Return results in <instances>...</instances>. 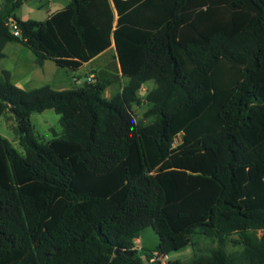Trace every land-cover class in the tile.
<instances>
[{
    "label": "trees",
    "instance_id": "trees-1",
    "mask_svg": "<svg viewBox=\"0 0 264 264\" xmlns=\"http://www.w3.org/2000/svg\"><path fill=\"white\" fill-rule=\"evenodd\" d=\"M20 2L0 0V58L19 42L76 69L112 43L127 81L107 99L99 80L21 89L0 72L22 150L0 135V264H144L195 233L216 244L149 264H264V0H68L43 20ZM45 109L60 131L43 142L29 115Z\"/></svg>",
    "mask_w": 264,
    "mask_h": 264
},
{
    "label": "rangeland",
    "instance_id": "rangeland-1",
    "mask_svg": "<svg viewBox=\"0 0 264 264\" xmlns=\"http://www.w3.org/2000/svg\"><path fill=\"white\" fill-rule=\"evenodd\" d=\"M67 0H21L20 5L14 11L16 17L20 19H36L43 20L45 17L56 10L58 7L65 3ZM9 59L6 63L7 66L11 65ZM54 66V65H53ZM58 71L57 78H64L66 73H72L60 67H55ZM95 69L99 75L102 84L105 86V81H108L109 88L115 89L117 86V60L115 58V51L113 46L109 47L101 55L96 57L91 63L85 65L81 71L88 69ZM74 73V72H73ZM82 77V75L80 76ZM143 89L140 90L139 97L140 102L132 105V111L135 119L142 118V113L146 109L147 104L143 98V93L147 86L150 88L154 84L151 80L145 81ZM71 86L74 87L73 84ZM107 86V85H106ZM104 97L102 92L101 94ZM30 123L33 127V136L38 141H46L52 136V131L59 132V116L52 109H45L41 112H32L29 115ZM147 121V120H143ZM0 135L5 137L18 151H22L18 143V133L16 121L10 111H5L0 115ZM178 137H176L177 139ZM178 140V139H177ZM260 234V232H258ZM138 241H134V247L137 250L136 255L142 257L144 250H152L158 244V236L151 226L145 227L140 231ZM231 238H236V235H232ZM192 245L180 249L175 252H171L166 256L160 257L162 263L167 260H186L195 252H206L208 248L213 247L216 242L212 239L200 234L195 233L192 236ZM240 246L231 242L229 239L225 244L226 251H233L239 249Z\"/></svg>",
    "mask_w": 264,
    "mask_h": 264
},
{
    "label": "crops",
    "instance_id": "crops-1",
    "mask_svg": "<svg viewBox=\"0 0 264 264\" xmlns=\"http://www.w3.org/2000/svg\"><path fill=\"white\" fill-rule=\"evenodd\" d=\"M67 1L65 3H62V5L58 7L57 9H60L61 7H63L67 3ZM111 46H113L112 43L110 44L109 47ZM109 47H107L106 49H104L103 51H101L100 53H98L97 55L89 59L88 61L83 62L76 69L60 67L65 70L71 71L72 73H69V74L66 73L64 78H57L58 71L56 70L57 68L55 67H59V66H57L52 60L45 59L41 65H38L35 62L36 55L31 51V49L23 46L19 42H7L4 44L3 49H2L3 56L0 58V72L2 70H6L9 74L10 82H12L14 85H16L17 87L21 89H31V88H36V87H40L43 85H47L52 89L61 90V89L73 88L71 84H73L74 87H78V86H82L85 83L84 81L85 77L88 75H93L95 80L101 81L95 69L91 68V69L84 70V71H81V69L88 63H91L96 57L101 55ZM9 59H11L10 60L11 65L7 66L6 63ZM117 68L118 69H117L116 88L113 90L110 89L108 81H105V86L103 84L102 92L104 94V97L107 99L112 97L114 94L120 92L122 86L127 81V77L121 75L119 71L118 63H117ZM81 75L82 77H80ZM143 85L145 84L143 83L141 85L137 94L140 92L141 89H143ZM150 88L147 86V88L145 89V92L149 90ZM145 92L143 93V95L145 94ZM142 100H144V98H142ZM138 239L139 238L135 239V241H138Z\"/></svg>",
    "mask_w": 264,
    "mask_h": 264
},
{
    "label": "built area",
    "instance_id": "built-area-1",
    "mask_svg": "<svg viewBox=\"0 0 264 264\" xmlns=\"http://www.w3.org/2000/svg\"><path fill=\"white\" fill-rule=\"evenodd\" d=\"M10 25V28H11V32L14 34V35H18L19 34V31L18 29L16 28V26L14 24H9ZM86 83H92L95 81V78L93 75H88L85 77V80H84ZM160 257L161 256H153L151 258L148 259V261H146L144 264H149V262H152L154 260H160ZM161 261V260H160Z\"/></svg>",
    "mask_w": 264,
    "mask_h": 264
},
{
    "label": "water",
    "instance_id": "water-1",
    "mask_svg": "<svg viewBox=\"0 0 264 264\" xmlns=\"http://www.w3.org/2000/svg\"><path fill=\"white\" fill-rule=\"evenodd\" d=\"M115 252H117V250Z\"/></svg>",
    "mask_w": 264,
    "mask_h": 264
}]
</instances>
